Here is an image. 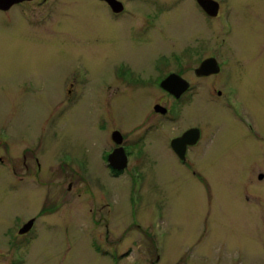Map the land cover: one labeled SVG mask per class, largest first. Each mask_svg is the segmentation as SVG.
Here are the masks:
<instances>
[{
    "label": "rangeland",
    "instance_id": "1",
    "mask_svg": "<svg viewBox=\"0 0 264 264\" xmlns=\"http://www.w3.org/2000/svg\"><path fill=\"white\" fill-rule=\"evenodd\" d=\"M124 1L134 13L117 20L99 0H35L14 13L17 23L1 17L0 128L9 140L0 144V264L12 263L16 249L26 264H264L262 147L211 96L195 98L183 123L171 124L211 135L195 169L172 153L167 128L133 150L138 181L110 176L102 160L110 127L136 137L153 122L152 107L167 105L152 96L156 73L173 69L177 55L191 65L220 39L232 82L264 132V0H218L233 11L228 37L194 0ZM121 63L135 73L129 85L117 80ZM74 74L87 79L80 100ZM61 159L81 160L93 185ZM31 218L39 226L29 245L19 230Z\"/></svg>",
    "mask_w": 264,
    "mask_h": 264
},
{
    "label": "flooded vegetation",
    "instance_id": "2",
    "mask_svg": "<svg viewBox=\"0 0 264 264\" xmlns=\"http://www.w3.org/2000/svg\"><path fill=\"white\" fill-rule=\"evenodd\" d=\"M35 0H20L12 4L7 8L0 7V20L2 17L5 18L6 22L11 25L17 23V18L22 17V14H14L16 12H20L23 9H27V4L32 3ZM110 1V0H109ZM107 0H99V2L106 6L108 12L112 14L113 18L120 19L125 16L131 15L135 6L129 5L124 0H111L112 4ZM166 1V0H165ZM215 3L212 4L214 13L212 16L204 10L198 0H194L197 7L208 19H217L219 23L218 34L221 36H230L233 33V28L231 25V15L232 9L226 3H221L218 0H212ZM50 3V1H48ZM47 2V4H48ZM117 2V3H116ZM171 9V8H170ZM18 15V16H17ZM17 16V17H16ZM148 16V15H147ZM7 18V19H6ZM141 20V19H140ZM145 23L148 27H153L155 24V19L152 15L145 17ZM229 25V28H228ZM222 28V29H221ZM218 42V43H217ZM215 42L208 51L201 56V58H194V63L191 65L185 66V61L179 55L175 57L173 60V69L166 71L164 75L161 72L156 73L155 82H153V87L151 89L152 96L157 97L158 99L164 98L167 101V105L163 106L162 103H156L152 108L154 112V120L150 124L142 125L138 128L137 132L143 130L136 137L130 136L131 131H123L120 127L113 125L106 132V143H109L111 146V150L108 154L102 156V160L106 170L108 171L110 176L114 178H120L121 176H129L131 182L138 181L140 178V168L139 165L132 162L133 150L136 149L138 144L144 142L151 132H155L156 135L161 130L164 129H172L171 134L168 138V143L170 150L179 160V162L187 168L188 171L196 168V164L193 162V158L197 159V157L204 151L206 148H210L212 143L211 135L208 134L205 130L201 129L197 126H185L182 130L176 131L174 126L171 124L183 123L184 119V109L189 106L195 98L200 95H208L211 96L214 103L219 104L223 107L231 118L239 125L240 129L244 132V134L249 137V139L255 141L259 144L261 148L260 154L257 157L264 159V132L260 130L255 121V118L247 109L244 101L240 98V92L238 87L232 82L231 77V63L228 56V48L225 44L226 39H221ZM216 50V54L215 51ZM215 59L218 68H216L217 73L208 74V75H198L197 71L202 66V64L209 60ZM196 61V62H195ZM196 63V64H195ZM188 71H193L195 74L191 79L187 76ZM76 75V84L75 86V99H81L82 90L81 87L87 82V79L84 76ZM73 75V76H74ZM116 77L117 80L125 85H129L134 82L135 73L132 69L123 65L122 63L118 65L116 68ZM195 78V80H194ZM140 83V82H139ZM81 85V87H79ZM139 84L137 86H140ZM156 90V92H155ZM72 93V91L70 92ZM163 120H166L163 121ZM165 123V124H163ZM98 130L101 129L100 126H97ZM105 130V129H104ZM103 130V131H104ZM187 136V137H185ZM185 137V140H183ZM9 140V136L7 131L3 128H0V144L5 143ZM3 141V142H2ZM26 154H29V157L32 162L37 163V165L41 166V159L39 156L33 157L30 151ZM116 154V155H115ZM113 157V158H112ZM10 158V157H9ZM24 165H26L27 156L24 155ZM4 159L0 158V161L3 163ZM12 158L9 160V166L12 168V173L15 176L21 174L16 165L12 163ZM62 161V164L68 168L75 167L81 172L80 175L84 176L86 182L89 185H93V178L87 172L84 171L85 165L84 163L79 161ZM116 165H125L122 169L116 168ZM130 169L135 170V172ZM196 173V172H194ZM138 174V175H137ZM196 175V174H194ZM94 179V178H93ZM258 179L260 181L264 180V173L259 174ZM72 189V184L69 185V190ZM104 206L106 209L111 210V203L109 202L107 196L102 195ZM47 205L43 208L46 210ZM54 209L53 211H55ZM52 211V213H53ZM44 210L41 211V215L48 214ZM105 219V218H104ZM93 221V220H92ZM32 222L28 231L22 235L25 238L24 243H28L29 245L34 241L38 231V218H31L28 223ZM28 223H25L27 225ZM23 226V227H24ZM21 233V229L19 230ZM27 245V244H26ZM12 263L10 264H26L27 255L20 252L19 249H16L11 254Z\"/></svg>",
    "mask_w": 264,
    "mask_h": 264
},
{
    "label": "water",
    "instance_id": "3",
    "mask_svg": "<svg viewBox=\"0 0 264 264\" xmlns=\"http://www.w3.org/2000/svg\"><path fill=\"white\" fill-rule=\"evenodd\" d=\"M19 1L20 0H0V7L1 8H7V7L11 6L12 4L19 2ZM107 1H109V0H107ZM198 1L201 4V6L204 8V10H206V12H208L211 16L214 14V13H212V10H214V8L212 6V4L215 3L214 1H212V0H198ZM109 2L112 4L111 0ZM216 68H218V64H217L216 60L215 59H209L202 64V66L197 71V74L198 75L215 74V73H217ZM185 137H187V136H185ZM185 137L183 140H185ZM124 166L125 165H116L115 164V167L119 168V169H122ZM31 224H32V222L25 225L23 227V229L21 230V233H26L28 231V229L30 228Z\"/></svg>",
    "mask_w": 264,
    "mask_h": 264
}]
</instances>
